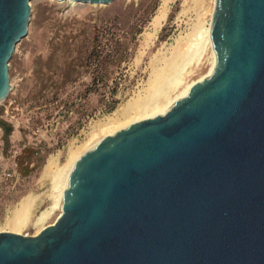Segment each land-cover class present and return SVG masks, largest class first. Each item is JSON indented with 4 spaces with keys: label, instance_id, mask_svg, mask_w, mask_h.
<instances>
[{
    "label": "water",
    "instance_id": "water-1",
    "mask_svg": "<svg viewBox=\"0 0 264 264\" xmlns=\"http://www.w3.org/2000/svg\"><path fill=\"white\" fill-rule=\"evenodd\" d=\"M30 1L0 0V102ZM209 36L211 72L84 152L52 224L0 232V264H264V0H215Z\"/></svg>",
    "mask_w": 264,
    "mask_h": 264
},
{
    "label": "rangeland",
    "instance_id": "rangeland-1",
    "mask_svg": "<svg viewBox=\"0 0 264 264\" xmlns=\"http://www.w3.org/2000/svg\"><path fill=\"white\" fill-rule=\"evenodd\" d=\"M214 2L168 0L153 34L151 19L162 0L30 1L27 33L8 61L10 90L0 102V232H10L7 221L26 197L35 203L18 234L36 235L56 220L58 209L35 223L58 193L51 170L65 168L71 152L82 155L122 127L113 123L121 107L149 92L154 72L174 51L198 45L181 84L168 91L171 98L205 77L212 48L199 40ZM106 123L114 125L101 129ZM4 125L11 126L7 136Z\"/></svg>",
    "mask_w": 264,
    "mask_h": 264
},
{
    "label": "bare ground",
    "instance_id": "bare-ground-1",
    "mask_svg": "<svg viewBox=\"0 0 264 264\" xmlns=\"http://www.w3.org/2000/svg\"><path fill=\"white\" fill-rule=\"evenodd\" d=\"M167 2L168 0H162V3L158 9L157 14L151 19L150 24H151V29H152L153 34L157 32L158 28L160 27L162 23V20L164 19L166 15ZM209 32H210V25L203 32L204 33L203 39L201 38L199 40L200 42L199 41L198 42L202 43L204 40L212 48ZM194 42L193 44H195ZM196 44H197V41H196ZM197 47L198 45L187 46L185 51L176 50L173 52L172 56L164 62V65L154 72V75L151 78L152 86L149 92L144 97H136V98L127 100L124 103V105L121 107L122 117L115 120L113 123L115 125L118 124V126H122V127L117 129L116 131L122 128H125L129 124L139 121L147 116L162 113L166 108L172 105L177 99H179L182 95H184L189 90V88L195 82L186 85L182 89V91L178 95H176V97L174 98H171L167 94L169 90L171 89L174 90L181 84L182 76L186 72L189 60L192 58V55L196 51ZM211 59L212 61H211L209 72L205 76H207L211 72L214 66V63H215V55L213 51H212ZM132 117L133 119H131ZM121 119L123 120L122 122H120ZM107 124H110V123H106L104 124V126H106ZM108 127L110 126H106L105 128L101 127V129L104 130V129H107ZM114 132H112L111 134H113ZM80 156L81 154L76 155L73 151L71 152L69 156L70 158L65 168L56 166L54 169L51 170L52 180L54 182L55 188L58 189L57 190L58 193L55 196V201H54L53 206H51L49 209L42 211L36 217V221H35L36 225L37 223H43V221L50 215L52 210L54 209L59 210L61 192L68 180L71 169L73 168L75 162L78 160ZM47 165H48L47 167L50 166V161L48 162ZM34 203H35L34 197H26L18 204V206L14 210L12 219L7 221V225H8L10 232L17 233L30 222L31 210L34 206Z\"/></svg>",
    "mask_w": 264,
    "mask_h": 264
},
{
    "label": "trees",
    "instance_id": "trees-1",
    "mask_svg": "<svg viewBox=\"0 0 264 264\" xmlns=\"http://www.w3.org/2000/svg\"><path fill=\"white\" fill-rule=\"evenodd\" d=\"M4 134L5 136L9 135L10 131H11V126L10 125H4Z\"/></svg>",
    "mask_w": 264,
    "mask_h": 264
}]
</instances>
